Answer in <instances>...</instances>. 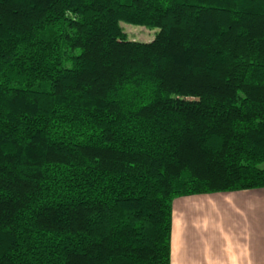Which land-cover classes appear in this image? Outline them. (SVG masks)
I'll use <instances>...</instances> for the list:
<instances>
[{"label":"trees","instance_id":"1","mask_svg":"<svg viewBox=\"0 0 264 264\" xmlns=\"http://www.w3.org/2000/svg\"><path fill=\"white\" fill-rule=\"evenodd\" d=\"M258 188L264 0H0V264H170L174 198Z\"/></svg>","mask_w":264,"mask_h":264},{"label":"crops","instance_id":"2","mask_svg":"<svg viewBox=\"0 0 264 264\" xmlns=\"http://www.w3.org/2000/svg\"><path fill=\"white\" fill-rule=\"evenodd\" d=\"M170 264H264V188L174 198Z\"/></svg>","mask_w":264,"mask_h":264},{"label":"rangeland","instance_id":"3","mask_svg":"<svg viewBox=\"0 0 264 264\" xmlns=\"http://www.w3.org/2000/svg\"><path fill=\"white\" fill-rule=\"evenodd\" d=\"M119 25L125 37L129 40L150 41L158 31L157 28L134 25L126 22H120Z\"/></svg>","mask_w":264,"mask_h":264}]
</instances>
